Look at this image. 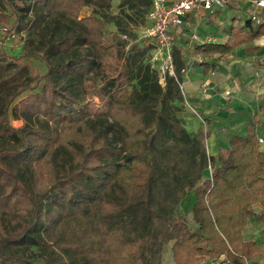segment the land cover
Listing matches in <instances>:
<instances>
[{"label": "trees", "instance_id": "1", "mask_svg": "<svg viewBox=\"0 0 264 264\" xmlns=\"http://www.w3.org/2000/svg\"><path fill=\"white\" fill-rule=\"evenodd\" d=\"M112 5L0 0V22L19 9L28 19L18 18L17 30L30 33L18 56L0 46V264H164L167 246L176 264L264 259V238L246 236L250 221L264 224L255 211L264 206V120L256 114L247 135H233L215 157L211 129L189 131L178 115L189 53L213 71L214 58L264 34V15L231 23L223 42L196 43L187 55L175 45V75L162 83L142 58L147 48L133 45L125 57L116 36L107 38L112 22L125 44L136 42L109 15ZM151 5L121 0V9L146 10L136 37ZM86 6L93 12L80 16ZM35 56L45 62L42 75L22 62ZM106 70L112 76L95 86L92 73ZM11 116L24 125L14 127Z\"/></svg>", "mask_w": 264, "mask_h": 264}, {"label": "crops", "instance_id": "2", "mask_svg": "<svg viewBox=\"0 0 264 264\" xmlns=\"http://www.w3.org/2000/svg\"><path fill=\"white\" fill-rule=\"evenodd\" d=\"M172 1L167 0L168 3ZM249 7L246 0L239 3L229 0L223 6H215L211 11L200 7L190 12L184 25L175 29V45L183 48V53L187 55L196 43L223 42L227 37L226 29L231 23L240 24L238 21H244L249 15ZM240 13L246 14L241 17ZM189 55L192 62L182 76L184 103L180 112L181 118L189 131L211 129L212 133L206 144L208 153L216 157L220 145L229 147L233 135H247L246 125L253 121L256 114L260 122L264 120V34L253 43L235 48L222 59L214 58L211 63L216 68L210 72L204 71L203 66L193 64V61L202 60L200 54ZM156 63L159 67L160 61ZM228 92L230 95L226 94ZM205 116H210L209 122ZM258 133L259 138L263 139L260 144L263 151L264 128L258 126ZM255 211L264 214V206L257 205ZM247 229L248 237L264 238V224L250 221ZM220 260H225L223 264H236L224 255ZM202 264H214V261L208 259ZM255 264H264V259Z\"/></svg>", "mask_w": 264, "mask_h": 264}, {"label": "rangeland", "instance_id": "3", "mask_svg": "<svg viewBox=\"0 0 264 264\" xmlns=\"http://www.w3.org/2000/svg\"><path fill=\"white\" fill-rule=\"evenodd\" d=\"M120 3H121V0H113V5H112L111 10L109 11V15L117 16L116 21L118 20L121 23L123 30H127V34H129V37L132 39H136V42H135V44H133L134 42H130V43L127 42L125 44L120 38V34H121V33L119 34L120 31L118 30L116 25L112 22H108L106 25V36H107V38L113 40V37L116 36L115 40H117V42L120 41L122 46H124L125 57L129 56V50H127V49H130L133 45L134 46L138 45V47H140V48H147V50L143 54L142 58H145V60H148V61L151 60L154 68L159 69L156 61H154L152 58L153 52L155 49V45L151 42V40L145 39V38H140V35H138L136 37L134 34V30L135 31L138 30L139 27L143 24V22L145 20L144 14L146 13L145 12L146 10L144 8H142L136 12V10H133L129 7H124L123 9H121ZM15 4H17L18 8H24L26 6V4L21 2V1H15ZM93 10H94V7L86 6L81 11L80 16L91 14L93 12ZM7 12H8V14H10L11 11L7 10ZM16 12H17L16 14H11V17H10L11 19L9 22H0V46L4 47L10 55H17L18 56L22 53L24 42L27 40V38L30 37V33L28 32V30L18 32V30H17L18 18L20 20L22 19V21L26 22V20L28 19V16L25 14V12L20 11L19 9H17ZM245 14L246 13H244V14L240 13L239 16L244 17ZM129 15H131V17ZM260 16L263 17L262 15H260ZM238 22L243 23L242 20H240ZM184 29H186V28H184ZM22 62L29 63L31 65L35 75H42V73H44L46 71L45 62L43 60H41V58L39 56L27 58V60H22ZM262 69H263L262 74L264 75V66ZM109 72H110L109 70H106L105 74H103V73L97 74L96 72H93L91 77L93 79L94 85L95 86H101V84L103 82H105L107 79H109V77L112 76V74L108 75ZM132 83L134 84L135 80ZM90 90L91 89H87V92H90ZM226 94L230 95L229 92ZM87 98H88V95L85 96V99H87ZM178 115H180L182 117L181 113H179ZM11 120H12V125L14 127L15 126L16 127H22L25 123L24 120L15 118V116L14 117L11 116ZM205 130H208V128ZM258 231H260L259 228H258ZM248 232L249 231L247 229L246 233H248ZM30 254L36 256V255L40 254V251H38L36 248H33V250H31ZM38 260H39V262L42 261L41 258H39ZM163 261L165 262L164 264H176L175 262L172 261L170 246H167V248L165 250Z\"/></svg>", "mask_w": 264, "mask_h": 264}, {"label": "built area", "instance_id": "4", "mask_svg": "<svg viewBox=\"0 0 264 264\" xmlns=\"http://www.w3.org/2000/svg\"><path fill=\"white\" fill-rule=\"evenodd\" d=\"M237 3L244 0H233ZM249 4V14L252 20L259 23L260 15H264V0H246ZM229 0H152L148 12L149 23L141 31V38L149 39L155 45L153 60L160 61L158 72L160 80L165 81L167 74L175 75L173 48L175 46V29L182 27L190 12L200 9L211 11L215 6H223ZM124 38H126L124 36ZM184 94L182 83L180 84ZM260 144L263 139L258 138Z\"/></svg>", "mask_w": 264, "mask_h": 264}]
</instances>
